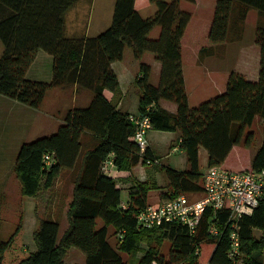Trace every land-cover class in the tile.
Masks as SVG:
<instances>
[{
    "label": "trees",
    "instance_id": "obj_1",
    "mask_svg": "<svg viewBox=\"0 0 264 264\" xmlns=\"http://www.w3.org/2000/svg\"><path fill=\"white\" fill-rule=\"evenodd\" d=\"M76 1L0 0L4 13L0 19V95L31 109H38L54 88L75 86L77 92L84 90L91 96L86 107L68 109L54 133L22 144L14 164L20 193L27 197L51 189L61 172L69 173L72 192L66 229L59 235L57 220L37 218L33 232L36 249L30 252L20 239L19 222L0 242V264H65L63 258L70 247L83 253L84 264H129L121 254L137 253L142 256L136 264H199L195 250L203 243L213 245L208 264H236L240 260L242 264H264V198L250 216L237 221L239 253L234 262L227 258L230 241L229 228L222 225L227 217L224 212L213 215L206 210L192 234L178 223L143 228L136 222L137 215L149 205L150 192L164 189L161 202L179 195L202 196L199 150L206 152L208 168L221 166L254 119L264 120V0H216L212 19L203 27L210 47L240 41L249 10L257 11L254 43L259 48L258 78L249 81L232 73L222 94L193 108L188 105L182 70V39L191 15L180 9V3L194 0H149L156 10L147 18L135 9V0H115L111 24L101 33L67 36L65 13ZM155 27L161 29L160 34L151 40L148 35ZM206 45L196 48L199 57L208 53ZM126 48L134 59L149 53L160 65L157 85L149 81L150 65H139L134 81L140 91L136 115L116 109L104 94L118 90L111 65L122 60ZM39 49L52 58L48 82L26 78ZM159 101L174 103L176 112L160 108ZM130 116L147 118L151 130L178 134L176 146L185 154L186 168L157 165L167 180L163 187L153 180L138 181L131 174L135 166L155 160H151L148 147L141 152L133 141L135 125ZM252 137V133L246 135V146ZM47 153L54 160L48 168L43 163ZM108 158L128 184L125 208L120 207L122 189L116 178L102 172ZM251 168L264 169V140ZM211 225L218 227L217 236L209 234ZM109 235L118 239L116 248L108 242ZM164 241L169 242L167 255L161 252Z\"/></svg>",
    "mask_w": 264,
    "mask_h": 264
},
{
    "label": "rangeland",
    "instance_id": "obj_2",
    "mask_svg": "<svg viewBox=\"0 0 264 264\" xmlns=\"http://www.w3.org/2000/svg\"><path fill=\"white\" fill-rule=\"evenodd\" d=\"M105 1L106 0H97L95 2L96 9L91 17V21L90 19L88 20L89 14L88 10H86V8H89V6H84L82 3L80 6L82 7L83 12L79 16H77L76 11L72 10L75 15H73V19H71L69 26L67 23V27H74V29H82L83 33L85 32L86 34L85 36L88 37L98 34L97 28L102 24V22H105L106 20L105 17H103L99 5H101ZM139 1L140 2H138L137 4V9L143 16L146 17L153 13L155 7L150 1ZM200 1L201 6L199 8L198 4L195 5L189 2H181L182 10L191 15L190 22L187 25L185 34L182 39V70L183 77L185 78V92L188 98V105L190 108H193L201 104L202 102L207 101L208 99L214 98L222 94L226 88V83L230 74L235 73L241 75L237 72L241 67L243 55L246 54L248 47L253 45L255 46V48H258V46H256V44L254 43L255 24L258 18V13L256 10L253 9H251V11L249 10L248 16L245 20L243 37L240 41L233 43H224L221 45H214L210 47L206 42L207 35L205 34L203 27H205V24H208L211 21L210 19L212 14L209 15L208 18H201L198 13L202 12L203 14H205L206 11L209 10V4H211V2L214 3V0ZM76 6H79V4H77ZM109 19L110 20H108L107 27H109V25L111 24V16L109 17ZM77 26H79V28H77ZM160 30L161 29L159 27H155L154 29H152L148 35V38L151 40L157 39L160 34ZM204 45L210 47V49L207 51V54L202 57H199L198 61V59L195 57L196 48L198 46ZM1 52L2 50H0V54ZM140 61L156 62L154 61L153 56L149 53H145L140 59ZM134 62L135 60L134 58L132 59V54L130 50L126 48L125 54L123 55V58L120 61V66H122L123 74L128 73V66L133 65ZM200 62L204 64H201ZM43 69H48L51 71L52 66H44ZM50 79L48 81H50ZM62 89L66 90V88ZM59 90L60 88H56L54 92L50 91V93H48L47 97L41 105L43 111L52 112L54 111V108H57V106L60 104L69 105L70 100L67 97L68 94L66 93V95H64L62 93V95H60ZM71 90L72 88H69L68 92H70ZM57 127L58 126H53L52 128L51 126H37L33 130H30L29 127L26 128V126L24 128L21 127L19 128V138H16L15 141L17 143L21 137L25 138L22 143H28L36 138L49 136L56 131ZM27 131L29 132L27 133ZM15 132L17 133L18 129H16ZM148 132L146 134L147 144L150 140V143L155 146V153L156 155H158L161 163H169L173 168L183 169L184 163L186 162L184 152L180 151L178 148H176V150L172 149L177 146H173L170 149L167 145L171 140L174 139L175 135L173 133H164L158 131H151L149 133ZM248 133H252L253 137L249 139L248 146H246L245 138ZM263 140L264 120H259V118H255L252 126L247 127L245 129L241 143L235 145L234 149L231 151L226 161L221 166L233 171L252 170V159L260 148ZM155 141L158 142L157 146ZM1 145L4 146L11 144L1 139L0 149L2 148ZM173 145H176V143H173ZM9 148L10 147H4L3 149L8 150ZM1 154L2 153L0 151V159L2 157L4 158L3 154ZM206 156V152L203 149H200L199 166L200 171L203 174L208 168ZM1 167L3 168L4 178L6 177V181L5 183H3V185H0V242L6 240L9 235L14 231L17 224L21 222L22 233L20 234V239L23 243L24 249L28 250V246L26 243L31 244L33 242V244L35 245L33 241V233H31V228L29 226L28 221V224L26 223V228H23L25 218H28L29 213L33 214V211L35 218V229L38 223L37 218H54L57 219L59 224L62 226L60 227L59 231L60 235L68 225L66 211L68 207V202L71 198V193L69 196V191L71 189L69 185V173L66 171L61 172L59 176L60 178L55 180V182L58 181L57 185L55 186L54 182V186H52L51 189L42 190L37 197H27L21 195L19 190L20 183L18 179H16L14 170H11V168H9V160L7 158L5 160V163H2V165H0V177ZM156 168L157 169L155 171H157L158 173L156 172L152 174L153 177L149 176V173H147V175L148 177L152 178V180H155V182L159 186L163 187L166 185L167 180L165 176H163V174L159 172L158 166H156ZM141 173H143V171ZM7 177L9 178L7 179ZM126 201L127 200H122L124 204L126 203ZM159 201L161 200L158 191H153L149 193L150 205L157 206L160 203ZM100 225H102V222L99 221L98 226ZM255 235L256 237H258L260 234L256 232ZM117 240L118 239L115 238L113 235L108 236V242L114 248H116L115 245L117 243ZM142 247H145V245L142 244ZM168 249L169 242L164 241L161 246V252L167 255ZM200 251L201 252L198 256V263L208 264L209 258L213 251V245L210 243H203L200 245ZM121 256L123 261L129 264H136L137 258L139 256H142V253L132 255L121 254ZM63 259L65 264H84L85 262V256L83 255V253L73 247H70L68 249ZM236 264H242V261L240 260Z\"/></svg>",
    "mask_w": 264,
    "mask_h": 264
},
{
    "label": "crops",
    "instance_id": "obj_3",
    "mask_svg": "<svg viewBox=\"0 0 264 264\" xmlns=\"http://www.w3.org/2000/svg\"><path fill=\"white\" fill-rule=\"evenodd\" d=\"M96 1L97 0H77L76 3L70 9L67 10V12L65 13V34L67 36L86 35L85 32L83 33L82 29H76V28L74 29V27H67V23L69 26L71 19H73V15H75L73 13V11H76L77 16H79L83 12L82 7L80 6L82 3L84 6H87V5L89 6V8L88 7L86 8V10H88V14H89L88 20L90 19V21H91V17H92V15L96 9V4H95ZM146 1H149V0H145V1L142 0V2H146ZM114 2H115V0H106L101 5H99L100 10L103 14V17H105L106 20H105V22H102V24L97 28L98 34L107 28L108 20H110L109 17L111 16V18H112ZM138 2H140V1L135 0V4H134L135 9L137 11H138V9H137ZM77 4H79V6H76ZM193 4H195V5L198 4V8H199L201 6V1L200 0H194ZM209 5H210L209 10L206 11L205 14H203L202 12L198 13L201 18H206V17L208 18L209 15H211V14L213 16L214 8L216 5V0H214V3L211 2V4H209ZM181 7L182 6L180 3V9L182 10ZM211 8L213 11L211 10ZM155 10L153 11V13H151L152 15L154 14ZM138 13L143 18H147V17L151 16V14H150V15L145 17L140 13V11H138ZM3 15H4L3 11L0 10V19L3 18ZM212 16H211V19H212ZM247 16H248V14H247ZM73 23H74V21H73ZM77 28H79V26H77ZM100 30H102V31H100ZM98 34H96V35H98ZM96 35H93V36H96ZM0 50H2L1 42H0ZM125 51H126V49H125ZM125 51H124L123 55L125 54ZM130 52L132 54L131 50H130ZM44 53L45 52L41 49L37 50L35 58H34L33 62L31 63L29 69L27 70V73H26L27 79L32 80V81L47 82L51 78L52 69H51V71L48 69L44 70L43 67L44 66L48 67L50 65L52 66V58L47 53H45V54ZM195 57L199 61L198 49H196V51H195ZM133 58L134 57L132 54V59ZM134 60H135L134 64L131 66L130 65L128 66V68H127L128 73L127 74H123V69H122V66H120L121 65L120 61L114 62L111 65L112 70L116 75L119 87H118L117 92H115V93H111V92H107V91L104 93L106 99L109 102H111L115 106L116 109L120 110L123 113H128L129 115H136L137 114L138 99L140 96V91H139L138 87L134 84V81L138 75L140 63H146V64L150 65L151 74H150L149 81L152 85L158 84V77H159V73H160L159 63H157V62H142V61L136 60V59H134ZM118 63H120V64H118ZM201 64H204V63H201ZM258 68H259V49L255 48V46L251 45L250 47H248L246 54L243 55L242 64H241V67L239 68V71L237 73L243 75L244 78L249 80V81H256L258 78ZM184 83H185V81H184ZM70 88H72V90L70 92H68L69 88H66V90L60 88V90H59L60 95H62V93L64 95H66V93L68 94L67 97L70 100L69 105L60 104L57 106V108H54V111H52V112L43 111L41 106L38 109H31L27 106L19 104L13 100H10V99L0 95V137H1L0 141L2 139L3 141H7L8 143L11 144V145H4V146L1 145L2 148L0 149V151L3 154L4 158L2 157L0 159V165H2V163H5V160L7 158L9 160V168H11V170H14V164H15V159H16L18 150L21 147V145L24 144V143H22L23 140H25V138L20 137L19 141L16 143L15 140H16V138H19V135H20L19 128H21V127L24 128L26 126V128L29 127L30 130H33L37 126H51V128L53 126H59L62 122V117H63L64 113L68 109H71L74 107H86L88 105V103L90 102V98H91L90 93H88L87 91H84V90H80L77 92L75 86L70 87ZM54 90H56V88L51 89L50 91L54 92ZM50 91H48V93H50ZM48 93L46 94L45 98L47 97ZM158 106L160 108L170 112V113H175L176 109H177L175 104H172V103L167 102V101H159ZM16 129H18L17 133L15 132ZM151 131H155V130H150L149 132H151ZM28 132L29 131H27V133ZM158 132H160V131H158ZM164 133H173L175 135L174 139L171 140L167 145L170 149L173 146H176V145H173V143H176V141L178 140V134L175 132H164ZM157 145H158V142H156V146ZM4 147H10V148L8 150H5V149H3ZM147 147L149 149V153H150L151 158H152L151 160H155V162H152L149 165L139 164V165L135 166L131 171L132 176L141 182L146 181V180L152 181V178L148 177L147 173H149V176L153 177L152 174L157 172V171H155L157 165H168V166L172 167L169 163L168 164L161 163L158 155H156V153H155V151H156V150H154L155 146L150 143V140L148 141ZM176 148H178V147H174L172 149L176 150ZM199 153H200V150H199ZM206 162H207V156H206ZM185 168H186V162L184 163L183 169H178V170H184ZM175 169H177V168H175ZM142 171H143V173H141ZM140 174H141V176H140ZM59 176L57 177V179L60 178ZM121 177H122V174L117 173L115 181L117 182V186H119L122 189V196H121L122 200H127L126 188L128 187V184L123 183V181L121 180ZM5 178H4L3 168L1 167L0 185H3V183H5V181H6ZM8 178L9 177H7V179ZM153 181H155V180H153ZM57 183H58V181L55 182V186L57 185ZM69 183H70L69 185L71 187V189L69 191V196H70V193L72 191V184H71V182H69ZM159 187H161V186H159ZM19 190H20V187H19ZM162 191H164V189L159 190L158 191L159 194ZM123 196L125 197V199ZM51 219L57 220L54 218H51ZM27 221H28L29 226L31 228V233H33V230H35L34 211H33V214H31V213L28 214V218H25V222L23 223L24 229L26 228V225L28 224ZM60 227H62V226L60 225ZM26 244L28 246L27 247L28 250H30L31 252L35 251L36 247L33 244V242L31 244H28V243H26Z\"/></svg>",
    "mask_w": 264,
    "mask_h": 264
},
{
    "label": "built area",
    "instance_id": "obj_4",
    "mask_svg": "<svg viewBox=\"0 0 264 264\" xmlns=\"http://www.w3.org/2000/svg\"><path fill=\"white\" fill-rule=\"evenodd\" d=\"M129 120L135 125L132 139L142 152L148 146L146 134L151 130V124L147 118L138 116H130ZM53 162L52 154L47 153L43 156L45 167L48 168ZM102 172L115 178L117 171L112 159L108 158L103 162ZM202 188L203 194L200 197L179 195L166 201H159L157 206L149 204L137 215V225L151 228L178 223L185 226L192 234L199 226L206 210H211L213 215L224 212L227 217L222 225L229 228L230 241L227 258L234 262L239 253L237 221L243 216H250L259 201L264 198V169L233 171L223 166H212L202 175ZM120 207L125 208L126 204L121 202ZM208 232L212 236H217L219 229L211 225L208 227ZM200 252V247L196 248L195 254L200 255Z\"/></svg>",
    "mask_w": 264,
    "mask_h": 264
}]
</instances>
